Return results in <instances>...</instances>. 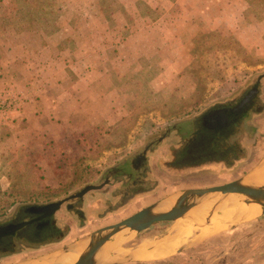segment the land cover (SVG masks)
<instances>
[{"label":"rangeland","instance_id":"obj_1","mask_svg":"<svg viewBox=\"0 0 264 264\" xmlns=\"http://www.w3.org/2000/svg\"><path fill=\"white\" fill-rule=\"evenodd\" d=\"M13 3L0 0L8 9L0 12V222L17 207L58 201L100 184L109 169L120 168L165 133L172 136L155 146L144 179L139 172V187H155V195L137 196L110 213L122 201L123 195H114L123 192L118 174L113 186L91 190L83 200L108 197L110 204L89 209L85 203L84 216L63 207L58 222L71 230L67 239L41 248L18 246L13 255L0 254V264L48 254L186 188L244 174L229 178L221 164L177 169L164 160L178 144L176 124L216 99L238 95L264 74V0H37L39 9L27 15L39 17L38 28L30 30L17 19ZM139 83L141 88L134 87ZM112 98L118 102L113 111ZM244 128L241 143L264 150V124L245 122ZM237 165L241 170L242 162ZM175 223L128 232L133 237L114 253L148 235L159 239ZM253 223L264 218L232 228L223 223L204 237L206 228H189L178 244L198 237L206 242L150 264H264L259 254L246 258L244 250L223 256L229 246L243 249L253 240L243 236ZM223 231H234L235 239Z\"/></svg>","mask_w":264,"mask_h":264},{"label":"flooded vegetation","instance_id":"obj_2","mask_svg":"<svg viewBox=\"0 0 264 264\" xmlns=\"http://www.w3.org/2000/svg\"><path fill=\"white\" fill-rule=\"evenodd\" d=\"M257 81L252 85L250 84L238 95L216 99L209 106L176 124L175 130L177 133L174 137L177 135L178 144H174L176 149L169 151L171 159L164 160L166 165L182 169L221 164L227 168L229 178L235 177L237 172L244 171L251 164L250 160H246L249 155V152H247L248 146L245 142L244 144L241 143L242 137L245 139V134L247 133L244 123L249 122L256 128L258 125L254 117L264 110V104L259 101L262 99L261 82L255 89ZM253 89L255 90L252 93ZM167 130L169 131L170 127ZM171 133L169 131L162 135L158 141H151L143 150L137 149L138 152L134 156L124 159L120 168L112 167V169H109L104 182L89 184L97 186L103 184L99 188L91 189L92 191H102L107 186H113V178L119 177L118 174H123L119 183L123 192L114 194L123 195L122 201L109 208L110 213L120 211L137 196L155 195L152 192L155 187H139L138 178L141 177L139 172H142V179H144V173L147 171L145 166L149 165L155 146L164 143L168 137L172 136ZM239 162H242L243 165L241 170L237 165ZM127 179L131 183H128ZM91 190L81 197L66 199L53 212L45 207L49 203L30 204L24 208L17 207L13 213L0 222V254L8 253L13 255L17 253L15 249L18 246H39L41 248L48 244L56 243L58 240L60 242L63 239H67L71 235V230L68 228L63 231V227L58 222V216L63 207L70 212L84 216L83 207L85 203L89 205V209L102 203L106 205L109 203L107 201L108 197H105V201L101 198L99 203H93L91 200H85L86 202H84L83 200L89 195ZM104 195L111 194L105 192ZM74 200L83 202L78 203Z\"/></svg>","mask_w":264,"mask_h":264},{"label":"water","instance_id":"obj_3","mask_svg":"<svg viewBox=\"0 0 264 264\" xmlns=\"http://www.w3.org/2000/svg\"><path fill=\"white\" fill-rule=\"evenodd\" d=\"M263 76L264 74L258 78L255 89H257V86L261 82ZM255 89L252 90V93ZM263 169L264 160L252 171L233 181L208 187L186 188L177 194L169 195L150 205H147L118 222L100 227L81 238L82 241H88L87 246L82 251V253H80L78 259L72 264H122L135 258H142V256H144L147 251L141 248L148 246V244L145 243L143 246L140 245V247L125 248L120 254H115L114 252L120 249V245L125 243L126 240L132 238V235L146 230L154 223L159 221H175L176 223L173 225V228L185 227L191 229L195 226L204 229L206 228V230L201 235L204 237L211 234L213 229L216 230L215 223L217 222H223L224 224L227 223L232 225L238 221L249 220L261 216L264 214V181L257 180V178ZM101 186H103V184L98 186L87 185L78 193L65 199H61L60 201L51 202L45 207L49 208V210L53 212L58 209L66 199L77 196L81 197L89 190L99 188ZM228 199H237V203L241 207L247 206L248 210L245 211L242 210V208L240 210L237 209V211H235V213L231 216L224 217V209L222 206L223 203ZM166 200H170L171 204L167 208L163 209L161 208V205ZM205 203H210V206L204 213V216H207L210 219L203 223H199V220H196L197 218L195 217L193 211ZM183 221H186L187 223L181 226V222ZM189 221L193 222L189 223ZM208 226L210 228H207ZM185 231L178 229L173 234L169 232L167 235L159 238L158 241H161L155 243L154 250L163 247L166 240L171 239L175 235L179 236L182 233H185ZM128 232L132 233V235L129 237L125 236ZM123 238L125 240L122 242L121 240ZM201 238L198 237V239H193L191 242H188L185 245L175 249L173 252H171V254H175L186 247L196 244L199 240H201ZM81 239L76 240L71 244H67L64 247L48 254L19 261L14 264H23L30 261L50 264L49 261L54 259L56 256L75 251L79 247L78 243L81 242Z\"/></svg>","mask_w":264,"mask_h":264},{"label":"crops","instance_id":"obj_4","mask_svg":"<svg viewBox=\"0 0 264 264\" xmlns=\"http://www.w3.org/2000/svg\"><path fill=\"white\" fill-rule=\"evenodd\" d=\"M261 21H259V22H253V23H261ZM247 23L249 25H251V27H252V22H247ZM242 34H243L242 31H239L237 33V37L241 38ZM134 87L141 88L142 87V84L139 83L137 85H134ZM263 94H264V80L262 79L261 80V98L264 101ZM113 98L110 100L111 111L117 110V107H115L117 105V103H118L117 102V98L115 100H113ZM198 101L199 102H202L203 101V98H199ZM109 111H110V107H109ZM263 112H264V110L257 117H255L256 124L258 125L257 128L260 127V126L262 127L263 124H264V121H263L264 119H262V117H261L262 114H263ZM12 114H14V113H12ZM104 118L105 117H101V115H100V120H102ZM247 146H248V148H247L248 151L247 152H249V155L247 156L246 160L247 161L250 160L251 164L248 165V166H250L249 167L250 169H248V166L246 167L245 170H248V172L245 171L246 173L243 174V176L246 175L247 173H249L250 171H252L253 170L252 167H257V165H259L264 160V150L262 148H256V149L254 148L253 149L252 148V146H253L252 143H250ZM254 147H257V146H254ZM258 155H260L259 161L258 162L257 161L253 162V159L256 156H258ZM253 163H256V164H253ZM262 218H264V214L261 215V216H258L256 218L249 219V220H243V221L244 222L249 221V223H252L254 220H257V219H260L261 220ZM256 224L257 223H253V225H250V228L249 229H246L244 231L245 234L243 235V236L248 235L247 238H249V237L251 238V236H253V240H251V239L250 240H246L245 241V245H243L244 246L243 249H239L236 245L235 246L233 245L234 247L232 245L229 246V249L226 250L223 253V256H229L230 257V256H233L235 254V251L240 252L241 250H244L245 252H244L243 255H245L246 258L252 257L255 254H259L260 255V259L261 260L264 259V223H261V224H258V225H256ZM232 227H234V226L233 225H230V228H232ZM179 228L180 227H174V228L172 227V229L169 232H171L173 234ZM207 228H210V227L208 226ZM196 232H198V231H196ZM212 232L214 233L215 232V229H213ZM186 233H182L180 236H182L184 238V236H186ZM225 233L227 234L228 238L230 236L231 239L232 238L235 239V237H234V231H223V234L222 235L224 236ZM258 233H260L259 239H255V237H257V234ZM176 237H179V236L175 235L171 239L176 238ZM171 239H169V240H171ZM169 240H166L164 242L163 247H161L159 249H156L158 251L154 250L155 249L154 246H155V243L156 242H160L161 240L158 241V239H156V235L155 234L153 236L148 235L147 237L140 238L135 243H133L132 245H126V248H129V247H140V245L143 246L144 243L145 244H148V246L141 247L142 249L147 250L146 253L144 254V256H142V258H135L133 260L124 262L122 264H150V263H153V261H155V260H161V259L163 260V259H166V258L171 257L173 255V254H171V252H173L178 247H180L182 245H185L188 242H191L190 240L187 241V239H185V241L182 244H177L171 250L169 249V252H167L166 256H163L162 258H161V256H158V258H150L151 255L160 254L161 252H164V250H167V244H168ZM203 241L204 240L201 239L196 244H193L190 247H186L185 249H183V250H181V251H179L177 253L183 254V253H185L188 250H192V249H194V247H196L197 245H199ZM204 242H206V241H204ZM235 243L236 242H234V244ZM149 250H152V251H149ZM221 264H223V262H221ZM251 264H256V263H251Z\"/></svg>","mask_w":264,"mask_h":264},{"label":"bare ground","instance_id":"obj_5","mask_svg":"<svg viewBox=\"0 0 264 264\" xmlns=\"http://www.w3.org/2000/svg\"><path fill=\"white\" fill-rule=\"evenodd\" d=\"M257 180L264 181V169L259 173ZM170 204H171V201L170 200H166L161 205V208L165 209ZM209 206H210V203H205L204 205L199 206L197 209H195L193 211L195 217L197 218L196 220H200L199 223H203V222L208 221L210 219L209 217L204 216V213L206 212V210H208ZM222 208L224 209V214H223L224 217L231 216L232 214L235 213V211H237V209L240 210L242 208V210H245V211L248 210L247 206L246 207L245 206L241 207L237 203V199H228V200H226L223 203ZM184 224H186V223H184V222L181 223V225H184ZM220 224H223V222L222 223H220V222L215 223L216 226H218ZM179 230H182V231L186 230L185 232H187L189 229L185 228V227H180ZM124 240L125 239L123 238L121 241L123 242ZM126 241H128V240H126ZM179 242H182V236H180V235H179V237H176V238H173V239L169 240V242L167 244V250H164L165 253L161 252L160 254L151 255L150 258H156L158 256H161V258H162L163 256H166L167 252H169V249L171 250ZM87 243H88V241H86V240L82 241V239H81V242L78 243L79 247L75 251H73L71 253L60 254V255L56 256L54 259L50 260L49 263L50 264L51 263L72 264L73 262H75L78 259L80 253H82V251L87 246ZM23 264H44V263H41V262L38 263V262L30 261V262H25Z\"/></svg>","mask_w":264,"mask_h":264},{"label":"trees","instance_id":"obj_6","mask_svg":"<svg viewBox=\"0 0 264 264\" xmlns=\"http://www.w3.org/2000/svg\"><path fill=\"white\" fill-rule=\"evenodd\" d=\"M36 2L37 0H14V3H13L14 4L13 10L14 12H16L15 13L16 15H19L17 16V19H21L22 21H25L26 23L25 26H26V29L28 30L38 28L36 24V20L39 21V17L27 15L29 12L37 11L39 9V6L36 5ZM7 10L8 9L4 5H0V12L2 13V15H4V13ZM29 17H35V18H29Z\"/></svg>","mask_w":264,"mask_h":264},{"label":"built area","instance_id":"obj_7","mask_svg":"<svg viewBox=\"0 0 264 264\" xmlns=\"http://www.w3.org/2000/svg\"><path fill=\"white\" fill-rule=\"evenodd\" d=\"M3 107H9L10 106V104H11V102H7V101H3Z\"/></svg>","mask_w":264,"mask_h":264}]
</instances>
